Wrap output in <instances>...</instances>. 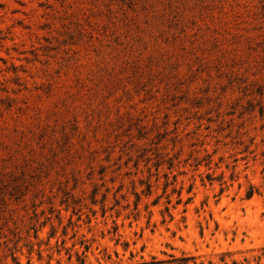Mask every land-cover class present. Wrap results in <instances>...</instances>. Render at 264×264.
Here are the masks:
<instances>
[{"label": "rangeland", "instance_id": "rangeland-1", "mask_svg": "<svg viewBox=\"0 0 264 264\" xmlns=\"http://www.w3.org/2000/svg\"><path fill=\"white\" fill-rule=\"evenodd\" d=\"M264 264V0H0V264Z\"/></svg>", "mask_w": 264, "mask_h": 264}, {"label": "trees", "instance_id": "trees-1", "mask_svg": "<svg viewBox=\"0 0 264 264\" xmlns=\"http://www.w3.org/2000/svg\"><path fill=\"white\" fill-rule=\"evenodd\" d=\"M188 260L187 257H182L179 259L180 263L179 264H184V262H186ZM158 261L155 260V258H152V260L150 261H140V262H134L131 264H157Z\"/></svg>", "mask_w": 264, "mask_h": 264}]
</instances>
